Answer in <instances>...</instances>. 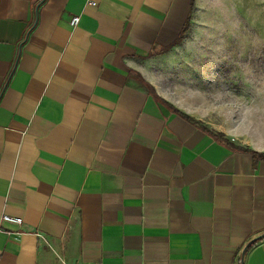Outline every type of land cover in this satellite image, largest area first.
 <instances>
[{
	"label": "crops",
	"instance_id": "obj_1",
	"mask_svg": "<svg viewBox=\"0 0 264 264\" xmlns=\"http://www.w3.org/2000/svg\"><path fill=\"white\" fill-rule=\"evenodd\" d=\"M194 1L0 0V264H264V114L159 81Z\"/></svg>",
	"mask_w": 264,
	"mask_h": 264
},
{
	"label": "rangeland",
	"instance_id": "obj_2",
	"mask_svg": "<svg viewBox=\"0 0 264 264\" xmlns=\"http://www.w3.org/2000/svg\"><path fill=\"white\" fill-rule=\"evenodd\" d=\"M248 0H245L244 8H248ZM232 2L231 0H197L194 1L192 15H190L191 21L188 31H185L187 40L192 48H199V54H193L191 50L183 51L185 53L182 62L174 63L172 68V74L161 78L159 81L166 86L176 85L186 87V92L189 97V104H196L197 97H204V105L206 106V112H212L223 120L230 116H235L239 112L241 106L246 104L241 96L240 86L229 78L231 68L228 60L224 59L223 62H217L222 59L226 53L223 49H213L217 45L218 41L211 38L215 34V29H207L203 25L202 21L216 20L224 21L231 12ZM252 11L257 16L264 12V3L256 2L251 5ZM241 15L243 9H240ZM231 41H229V45ZM200 45H203L201 48ZM180 51V48L177 49ZM182 51V52H183ZM231 52V47L227 49ZM261 66H264V57L257 61ZM182 70V72H181ZM227 86L231 91L225 90L223 86ZM200 93H199V92ZM248 107V106H247ZM251 109V110H250ZM249 115L256 117L258 114L262 115L264 112L258 109L250 107Z\"/></svg>",
	"mask_w": 264,
	"mask_h": 264
},
{
	"label": "clouds",
	"instance_id": "obj_3",
	"mask_svg": "<svg viewBox=\"0 0 264 264\" xmlns=\"http://www.w3.org/2000/svg\"><path fill=\"white\" fill-rule=\"evenodd\" d=\"M231 2L230 15L224 21L207 20L201 23L207 29H215L211 38L218 43L213 51L219 48L226 53L217 62L228 60L231 68L229 78L240 86L246 106L264 112V66L257 63L264 57V12L257 16L251 8L252 4L264 3V0H248V8H244L245 0ZM240 9H243L242 15ZM229 47L231 52L227 51ZM185 50H191L193 54L200 51L199 48L190 49L188 42H185ZM223 87L231 91L226 85Z\"/></svg>",
	"mask_w": 264,
	"mask_h": 264
},
{
	"label": "built area",
	"instance_id": "obj_4",
	"mask_svg": "<svg viewBox=\"0 0 264 264\" xmlns=\"http://www.w3.org/2000/svg\"><path fill=\"white\" fill-rule=\"evenodd\" d=\"M77 21H78V16H73L69 21L70 26L72 27L75 26ZM0 221L7 222V223H14V224L19 225L21 223V218L10 216L7 214H1Z\"/></svg>",
	"mask_w": 264,
	"mask_h": 264
},
{
	"label": "trees",
	"instance_id": "obj_5",
	"mask_svg": "<svg viewBox=\"0 0 264 264\" xmlns=\"http://www.w3.org/2000/svg\"><path fill=\"white\" fill-rule=\"evenodd\" d=\"M185 30H186V29H182V34L185 32ZM182 115H183L184 117L188 118L187 115H184V114H182ZM210 132L212 133V135H215L216 137H220V136H222L221 133L213 132V131H210ZM254 154H255V153H254ZM258 156H260V157H264V153L258 154Z\"/></svg>",
	"mask_w": 264,
	"mask_h": 264
},
{
	"label": "water",
	"instance_id": "obj_6",
	"mask_svg": "<svg viewBox=\"0 0 264 264\" xmlns=\"http://www.w3.org/2000/svg\"><path fill=\"white\" fill-rule=\"evenodd\" d=\"M260 238H264V233H263V234H261V235H258L257 237H255V238L251 239L250 241H248V242H247V244H246V246H247L248 244H250V243L254 242L255 240H258V239H260ZM246 246H245V247L242 249V251H241V256H242V254H243V252H244V250H245ZM240 263H241V259H240Z\"/></svg>",
	"mask_w": 264,
	"mask_h": 264
}]
</instances>
